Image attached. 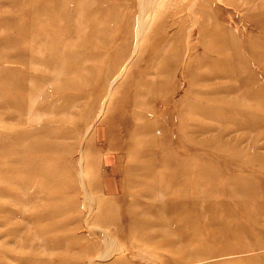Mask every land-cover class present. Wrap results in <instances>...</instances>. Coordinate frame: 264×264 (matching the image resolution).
<instances>
[{
    "label": "rangeland",
    "instance_id": "rangeland-1",
    "mask_svg": "<svg viewBox=\"0 0 264 264\" xmlns=\"http://www.w3.org/2000/svg\"><path fill=\"white\" fill-rule=\"evenodd\" d=\"M140 1L0 0V264H264V0Z\"/></svg>",
    "mask_w": 264,
    "mask_h": 264
},
{
    "label": "bare ground",
    "instance_id": "bare-ground-1",
    "mask_svg": "<svg viewBox=\"0 0 264 264\" xmlns=\"http://www.w3.org/2000/svg\"><path fill=\"white\" fill-rule=\"evenodd\" d=\"M142 1V0H141ZM140 1V4H142V2H144L143 3V8H142V10H145V6H146V8H148V7H150V8H148V9H151L154 5L156 6V4L158 3L159 4V0H144V1H142L141 2ZM195 1V0H194ZM196 2V1H195ZM147 3H148V5H147ZM191 4V3H190ZM196 4V3H195ZM194 3H193V6L195 5ZM193 6H189L188 8H191V7H193ZM155 8V7H154ZM193 9V8H192ZM192 9H190V10H192ZM189 9H187V11H190ZM154 11V10H153ZM161 15V14H160ZM192 15H193V13H192ZM151 17V16H150ZM195 17V16H194ZM198 19V18H197ZM143 22L141 23L142 25H140V30H143V29H145V27H146V25H148V24H146V22H144V20H142ZM150 21V20H149ZM197 24H198V22H197ZM139 28V27H138ZM195 28V27H194ZM140 32V31H139ZM138 44V43H137ZM43 45V44H42ZM42 45H40V46H42ZM159 73V72H158ZM149 96V95H148ZM161 100V99H160ZM156 102V101H155ZM118 138L119 139H116V142L115 141H113V139H112V141L113 142H110L109 143V145L111 144V147L113 148V150L115 149V150H117V151H120V150H123V146L121 145V143H123L122 142V140H121V134H118ZM134 143H136V141H133ZM83 165V164H82ZM80 168V167H79ZM82 169V168H81ZM134 181V180H133ZM139 181V180H138ZM84 183V182H83ZM252 189V188H251ZM86 190V189H85ZM250 191V190H249ZM248 191V192H249ZM254 191V190H253ZM120 192H123V190L122 191H120ZM247 192V191H246ZM248 192H247V194H248ZM250 193H251V191H250ZM255 193V192H254ZM254 193H252V195L254 194ZM89 194V193H88ZM121 194V193H120ZM251 195V194H250ZM251 195V196H252ZM256 195V194H255ZM89 196V195H88ZM254 196V195H253ZM246 197V196H245ZM249 197V196H248ZM91 198V197H90ZM250 198V197H249ZM252 198V197H251ZM254 200V199H253ZM87 203V202H86ZM90 203V202H89ZM248 204V203H247ZM220 205V204H219ZM249 205V204H248ZM222 206V205H221ZM90 207V206H89ZM224 208V207H223ZM253 210V209H252ZM93 211V210H92ZM89 212V211H88ZM224 212H225V210H224ZM91 213V212H90ZM208 213V212H207ZM206 213V214H207ZM217 213L219 214H221V213H223V210H222V208L220 209V210H217ZM225 214V213H224ZM90 215V214H89ZM204 215V213L202 214V216ZM205 216V215H204ZM90 230V229H89ZM208 230V229H207ZM103 231V230H102ZM18 238V237H17ZM18 239H20V238H18ZM22 239V238H21ZM43 242V241H42ZM111 244H113V243H111ZM117 249V248H116Z\"/></svg>",
    "mask_w": 264,
    "mask_h": 264
}]
</instances>
